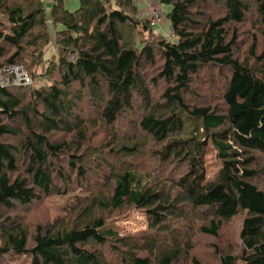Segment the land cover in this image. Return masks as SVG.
I'll use <instances>...</instances> for the list:
<instances>
[{"label":"trees","instance_id":"16d2710c","mask_svg":"<svg viewBox=\"0 0 264 264\" xmlns=\"http://www.w3.org/2000/svg\"><path fill=\"white\" fill-rule=\"evenodd\" d=\"M66 1L53 0L51 33L43 0H0V71L22 65L35 80L0 86V258L209 264L191 256L196 235L219 240L238 221L241 249L210 243L215 258L264 264V0H159L171 7L163 12L175 40L138 16L135 0H79L75 11ZM53 42L58 54L46 59ZM201 80L212 102L187 98ZM160 81L156 102L151 89ZM127 110L136 114L129 136L116 130ZM104 130L106 141L91 145L90 135ZM147 142L159 148L150 171L103 158L143 157ZM93 158L106 168L91 173ZM59 181L85 191L68 208L78 221L38 225L30 236L13 210L60 193ZM124 206L145 210L147 232L123 236L95 215Z\"/></svg>","mask_w":264,"mask_h":264},{"label":"rangeland","instance_id":"374dc122","mask_svg":"<svg viewBox=\"0 0 264 264\" xmlns=\"http://www.w3.org/2000/svg\"><path fill=\"white\" fill-rule=\"evenodd\" d=\"M159 0H147V2H152V3H156L157 5H159V7L162 8V10L165 12V14L167 12H169L171 10L170 6H165L163 7L162 5L159 4L158 2ZM79 0H67L66 1V7L70 10V11H75L78 7H79ZM136 2V1H135ZM44 3V7L46 9V14L48 17V21H49V30L51 33H53V26H52V20L50 17V9L53 3V0H43ZM212 2L209 1V5ZM137 4V3H136ZM139 4V3H138ZM137 4V5H138ZM145 5L140 3L138 5V16H140V12L143 11L145 9ZM212 7V6H211ZM213 9V8H211ZM141 17V16H140ZM170 23L167 22L166 19H164V23L161 25H155V31L166 36V38L170 39V40H175L176 37H174L173 31L171 29V27H169ZM61 27V26H59ZM244 28L243 31H245V29L249 28V22L240 26V30ZM243 33V32H242ZM263 43V42H262ZM249 43H246V45H248ZM245 51V50H244ZM241 53L243 54V52L241 51ZM45 58H50L53 59V55L58 54V49L57 46L55 45V43L53 42L50 46H48V48L46 49V53H45ZM243 56V55H242ZM157 65H159L158 60L156 61ZM47 67V61H46V65ZM44 67V69L46 68ZM24 68V67H23ZM146 72L149 73V75L154 76V73L158 72L156 69V66H148L146 68ZM28 73V71H27ZM153 73V74H151ZM28 75L30 76V74L28 73ZM205 76L204 74L201 75ZM200 77L195 78L196 82H199ZM198 79V81H197ZM202 81V80H201ZM35 83V80L32 78V84ZM203 84H195L194 82V88H193V92L192 94L190 93V95L187 96V98L191 97L192 99H194L196 101L197 97L199 98L198 100L201 101V99L204 100V98H208L211 100V102L213 101V94L211 93L212 90L210 89L207 90L206 88L209 87V85H207V83H205V81H202ZM165 85L163 84L162 81H160V85L158 86V88H155L154 90L151 89L152 91V97H153V101H158L162 99V92L164 89ZM215 93V92H213ZM197 96V97H195ZM136 109L140 108L139 104H136ZM136 114L134 111H125L123 116L120 118L118 125L116 126V130L119 131L120 133H122V135H124L125 133H127V135H131V127L129 126V123L131 124L135 119H136ZM186 117V116H185ZM189 128L184 129L180 135H189ZM125 132V133H124ZM124 133V134H123ZM95 135V136H94ZM110 135V132L105 131L104 133L100 134V132H94V134L90 135L91 141L90 144L91 145H98L100 143H103L104 141H106V139L108 138V136ZM54 138L57 139H64L66 138L69 141H72L74 139V137L72 135H65L63 133H58L56 135H54ZM93 140V141H92ZM148 143V142H147ZM143 143V149H144V154L142 155L143 157H140L139 155L136 158H124V157H118V156H114L112 154H108V156H102L103 158H106L109 162L113 163L117 168H121V166H132L134 168V166L138 169L141 170L143 172L147 171L149 168H156V166L154 165V159L152 157H150L151 153L156 152L159 148L152 144V143ZM102 153H106V150H104ZM94 159V158H93ZM99 159V162H102V160ZM96 163V165L92 164V167L90 168L91 173H97V168L99 167L102 170L104 168H106L104 163H97V158H95L94 160H92ZM206 161L209 165H214V162L216 161V150L213 148V146L211 145L208 149L207 152V156H206ZM149 167V168H148ZM141 168V169H140ZM214 168V167H213ZM212 168V169H213ZM154 170V169H153ZM150 171V170H148ZM152 172V171H151ZM76 181L75 178L73 179V182ZM87 182L89 183V185L92 188H95L97 186V183L92 182L89 180H87ZM78 183H74V184H60V181L57 183L58 187L60 188L61 192L56 194L53 193L51 195L48 196H41L39 200H37L36 202L32 203V205L29 208L26 207H21V206H16V208L13 210L12 215L13 217H22V222L21 224L23 225V227L28 231V233L31 235H33L35 233L36 227L38 225H42L43 227H46L49 223L54 224V227H59L60 222L63 220L65 221L67 224H73L75 221L77 222L78 219L75 216H72L69 213V209L71 205H74V201L76 200V202H80L81 203V196L83 195V193H85V191L81 188H78V186L76 185ZM67 185H71V188L68 187ZM104 193L108 192L109 189H105L103 188L102 190ZM76 198V199H75ZM68 206V207H67ZM87 205L84 204V207H86ZM67 207V208H66ZM95 215H100L102 217H104L105 219V223L106 224H112L114 225L115 229L119 232L120 235H126V236H136V235H140L144 232L148 231V221H147V216H146V212L145 210L142 209H138V208H134V207H129V206H124L120 209H110L107 211H97L95 210ZM239 228H240V222H235L232 227L230 228H226L224 227L222 232H221V239H213L211 237L205 236V235H200L197 234L196 238H195V248L194 250L191 252V256H197L199 257L202 261L207 262L209 264H220V262L215 258V255L212 252V248L209 247L210 243H218L219 245H221L222 247H224L226 250H228V248H230V250L233 253H238V251L241 249V243H239L238 241V234H239ZM3 244V240H0V245ZM9 258H6V260L4 258H0V264H6L8 263L9 260H7ZM13 261V260H12ZM29 260L25 257V256H19L17 257L13 263H17V264H29ZM174 264H190L189 261H180L178 263H174Z\"/></svg>","mask_w":264,"mask_h":264},{"label":"built area","instance_id":"2783aa9c","mask_svg":"<svg viewBox=\"0 0 264 264\" xmlns=\"http://www.w3.org/2000/svg\"><path fill=\"white\" fill-rule=\"evenodd\" d=\"M137 3L145 4V9L140 12L141 17L149 18L153 25L164 23V12L159 5L147 0H135ZM31 76L22 65H7L0 71V86L13 85H30Z\"/></svg>","mask_w":264,"mask_h":264},{"label":"crops","instance_id":"0c3cea01","mask_svg":"<svg viewBox=\"0 0 264 264\" xmlns=\"http://www.w3.org/2000/svg\"><path fill=\"white\" fill-rule=\"evenodd\" d=\"M136 3H137V2H136ZM137 4H138V3H137ZM138 5H139V4H138ZM138 5H137V6H138ZM144 5H145V4H144ZM169 27H170V25H169Z\"/></svg>","mask_w":264,"mask_h":264}]
</instances>
